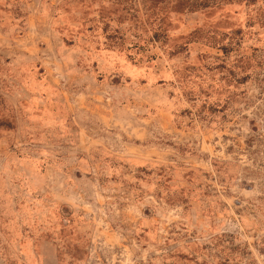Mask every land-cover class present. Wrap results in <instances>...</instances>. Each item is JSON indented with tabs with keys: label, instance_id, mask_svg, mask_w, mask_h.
<instances>
[{
	"label": "rangeland",
	"instance_id": "1",
	"mask_svg": "<svg viewBox=\"0 0 264 264\" xmlns=\"http://www.w3.org/2000/svg\"><path fill=\"white\" fill-rule=\"evenodd\" d=\"M0 264H264V0H0Z\"/></svg>",
	"mask_w": 264,
	"mask_h": 264
}]
</instances>
